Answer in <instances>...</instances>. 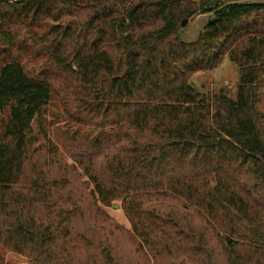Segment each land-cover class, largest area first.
<instances>
[{"label":"trees","instance_id":"16d2710c","mask_svg":"<svg viewBox=\"0 0 264 264\" xmlns=\"http://www.w3.org/2000/svg\"><path fill=\"white\" fill-rule=\"evenodd\" d=\"M210 1L0 0L3 249L264 264V4ZM225 57L234 98L200 96L191 76ZM116 202L129 229L102 210Z\"/></svg>","mask_w":264,"mask_h":264},{"label":"rangeland","instance_id":"374dc122","mask_svg":"<svg viewBox=\"0 0 264 264\" xmlns=\"http://www.w3.org/2000/svg\"><path fill=\"white\" fill-rule=\"evenodd\" d=\"M199 1V0H195ZM228 0L221 1L218 4L228 3ZM238 3H258L264 4V0H233ZM211 14H198L190 19H187L184 26L181 28V39L185 43H191L196 40L205 24L208 22ZM237 70L235 66L229 62L228 58L224 60L213 70L198 72L191 76L189 83L200 96L216 94L223 91L229 98H234L237 85ZM117 207L114 208L113 206ZM102 210L111 217L116 223L130 228L123 212L120 208V203H114L111 207H102ZM0 264H29L26 258L16 255L3 249L0 246Z\"/></svg>","mask_w":264,"mask_h":264},{"label":"water","instance_id":"95a60500","mask_svg":"<svg viewBox=\"0 0 264 264\" xmlns=\"http://www.w3.org/2000/svg\"><path fill=\"white\" fill-rule=\"evenodd\" d=\"M221 0H211L208 4H207V8L211 7V6H214L216 4H218ZM187 20H182L180 26L183 27L184 24L186 23ZM114 208H116L117 206L114 205L113 206Z\"/></svg>","mask_w":264,"mask_h":264}]
</instances>
